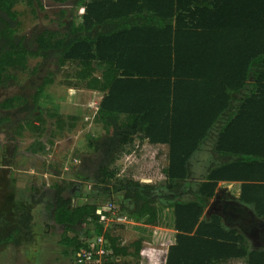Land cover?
Instances as JSON below:
<instances>
[{
	"label": "trees",
	"instance_id": "1",
	"mask_svg": "<svg viewBox=\"0 0 264 264\" xmlns=\"http://www.w3.org/2000/svg\"><path fill=\"white\" fill-rule=\"evenodd\" d=\"M35 1L0 0V89L17 81L10 70H27L29 58L58 55L61 66L71 64V85L103 94L95 120L106 136L92 146L103 155L93 180L104 196L124 191L131 214L155 225V194L170 191L163 205L173 209L177 235L166 264H264V251L224 230L220 218L201 219L221 181L241 182L240 200L264 215V0H79L80 22L72 19L65 31L43 30L32 44L18 33L17 6ZM26 102L15 95L1 106ZM34 118L29 114L15 132L34 128ZM213 128L214 150L229 160L192 188L189 160ZM58 189L51 206L64 228L60 244L67 255L103 237L112 256L139 258L143 240L132 242V251L121 246V237L103 225L96 201L74 205ZM21 211L13 224L1 214L0 248L37 240L33 214ZM89 223L94 234L82 233Z\"/></svg>",
	"mask_w": 264,
	"mask_h": 264
},
{
	"label": "rangeland",
	"instance_id": "2",
	"mask_svg": "<svg viewBox=\"0 0 264 264\" xmlns=\"http://www.w3.org/2000/svg\"><path fill=\"white\" fill-rule=\"evenodd\" d=\"M39 1L41 6L37 0L33 7L25 2L17 6L21 22L18 33L25 36L27 42L31 41L33 44L36 34L43 30L65 31L67 23L72 19L77 22L81 20L83 8L79 6V0L65 3L55 0ZM69 67V63L60 65L58 55L46 60L29 58L27 70H10L17 81H10L0 89V216L5 213L7 221L4 222L13 224L22 212L21 209H28L33 214V230L37 239L31 246L11 245L10 248H0V264H31L35 255L38 259L42 254L43 247H50L58 255L64 256L65 247L59 242L64 228L56 221L55 209L51 206L58 188L63 189L65 197L72 198L74 205L96 201L103 225L121 237V246L133 250L131 244L138 240V230H149L143 247L146 246L150 252L153 248L151 246H155L149 259L152 261L158 258L157 264H163L164 251L170 245V234L165 232L168 237L162 240L153 235V230L172 228V210L163 211V204L167 201L165 195L171 193L162 189L155 194L154 204L160 213L157 223L151 226L146 223L147 217L136 218L131 214L134 207L125 198L124 191L104 196L102 187L97 186L93 180V171L102 161L103 155L92 146L106 136L103 124L95 120L103 94L71 85L72 79L67 75ZM42 85L43 89L36 101L33 96ZM15 95L23 96L26 104L2 108V102ZM29 114L36 116L33 119L35 127L16 133L18 124L24 123ZM58 120L64 123L60 124ZM59 125L61 128H58ZM213 142L214 138L200 147V153L205 152L200 160L206 161V152L213 150ZM33 144H42L44 149L34 152L31 148ZM119 163L126 166L123 161ZM127 168L130 171L134 165L127 164ZM204 179L205 176L201 178L202 181ZM200 182L188 186L193 188ZM7 211L10 214H6ZM86 230L94 234V224H84L81 232ZM94 241L95 237H92L90 242ZM106 245L107 241H104V246ZM107 250L108 255L102 257L103 264H144L147 261L141 254L139 258L116 257L111 255V250ZM25 251L29 252L28 257H25ZM75 256L76 254H72L69 257L73 261Z\"/></svg>",
	"mask_w": 264,
	"mask_h": 264
},
{
	"label": "crops",
	"instance_id": "3",
	"mask_svg": "<svg viewBox=\"0 0 264 264\" xmlns=\"http://www.w3.org/2000/svg\"><path fill=\"white\" fill-rule=\"evenodd\" d=\"M246 93H247V91H246ZM102 98H103V96H102ZM221 120L222 119H220L216 123V127L221 123ZM215 129L216 128L212 129L211 133L205 138V140L200 145V147L205 145L212 138H214L213 144L215 145V140H216V135H215L216 130ZM200 147L192 155V157L189 160L190 176H189V179L187 181L188 185H190V184L194 185L196 182L198 183V182L202 181L201 178L206 176L212 167H214L216 165L223 164L229 160L228 157H225L219 153H216L214 150L215 149V147H214L213 150L211 149V151L206 152V154H207L206 161H202L199 158L205 152L200 153ZM164 150L165 151H163V153H162L163 155L166 154L167 149H164ZM200 164L202 165V167L199 168ZM206 172H207V174H206ZM147 180L155 181V179H152V178L151 179H141V181H143V182L147 181ZM219 188H226L227 191L224 192V194H222V199H220L214 205H213V203L215 201V199H214L215 196L210 200V203L207 206V208L204 212V215L201 219L204 221H207V222H211L214 218H220L221 224H222V227L224 228V230H227L228 232H236L237 235L243 236L246 239L247 244L250 246V248L252 250L264 251V248L256 247L254 244V243L261 242V240L257 239V237L259 236L257 234V232L259 233L258 230L264 226V215H259L256 208L253 205L245 203V202L240 200L242 183L238 182V181H236V182L221 181L219 183L218 189ZM231 195L235 196L237 198L236 200L239 199V201L241 202V204L245 208L243 207L244 209L241 208L242 210L237 211V212L234 210H229L226 213V216H222L220 213V211H222V209H223L222 204H225L227 202H232ZM164 203H166V202H164ZM164 208L165 209H163V211H166L169 209L172 210V214H173L172 228H171V230H153V232H154L153 235L154 236L156 235L155 237H158L159 239L165 240V237H168L166 235L170 234L169 239H168L170 245H168L166 250L164 251L165 254L163 257V259H164L163 264H166L169 247L176 243L177 231L175 230V227H174L173 209L170 207H166V206ZM159 213H160V211H159ZM161 214H160V217H161ZM149 226H151V225H149ZM159 228H162V227H159ZM252 230H254L253 233H252ZM148 231L149 230H138V232L141 233V234L139 233L138 239L143 240V244L147 240L146 237H147ZM144 232H145V235L143 234ZM165 232H167V234H165ZM60 240H59V242H60ZM10 246L11 245H9L8 247L10 248ZM151 247H153V248H151L152 250H150V252L146 248V246H144L140 251L141 256L147 258V261H145L144 264H157L158 263V261H157L158 258L153 259L152 261L150 260L151 257L149 255H152L151 253L155 249V246L152 245ZM66 250L67 249L65 248L64 252L62 251L64 256H60V255H58V253H56V250L53 251L50 247H47V248L43 247L42 254L38 257V259L35 255L33 257V262L31 261V264H76L75 258L72 261V258L69 257L72 254L67 255L65 253ZM130 251H132V250H130ZM25 253L27 255V253H29V252L25 251ZM25 257H28V255ZM157 257H158V255H157ZM29 264H30V262H29Z\"/></svg>",
	"mask_w": 264,
	"mask_h": 264
},
{
	"label": "built area",
	"instance_id": "4",
	"mask_svg": "<svg viewBox=\"0 0 264 264\" xmlns=\"http://www.w3.org/2000/svg\"><path fill=\"white\" fill-rule=\"evenodd\" d=\"M104 247V238L98 237L90 246V249H82L75 256L76 264H103L102 257L108 255Z\"/></svg>",
	"mask_w": 264,
	"mask_h": 264
},
{
	"label": "water",
	"instance_id": "5",
	"mask_svg": "<svg viewBox=\"0 0 264 264\" xmlns=\"http://www.w3.org/2000/svg\"><path fill=\"white\" fill-rule=\"evenodd\" d=\"M227 189L226 188H219L215 194V201L213 203V205L218 202L220 199H222V194H224V192H226ZM231 198H232V202H227L225 204H222V211H220L221 215L222 216H226V213L229 211V210H234V211H241L244 206L241 204V202L238 200H236L237 198L235 196H232L231 195ZM237 201V202H236ZM245 208V207H244ZM243 208V209H244Z\"/></svg>",
	"mask_w": 264,
	"mask_h": 264
},
{
	"label": "flooded vegetation",
	"instance_id": "6",
	"mask_svg": "<svg viewBox=\"0 0 264 264\" xmlns=\"http://www.w3.org/2000/svg\"><path fill=\"white\" fill-rule=\"evenodd\" d=\"M217 206V205H216ZM259 233L261 234H259L258 232H257V234L259 235L258 237H257V239L258 240H261V242H259V243H254L255 244V246L256 247H262V248H264V226L262 227V228H260L259 230ZM254 232V230H252V233Z\"/></svg>",
	"mask_w": 264,
	"mask_h": 264
}]
</instances>
